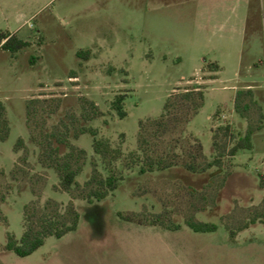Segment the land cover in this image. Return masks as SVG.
<instances>
[{"label": "rangeland", "instance_id": "rangeland-1", "mask_svg": "<svg viewBox=\"0 0 264 264\" xmlns=\"http://www.w3.org/2000/svg\"><path fill=\"white\" fill-rule=\"evenodd\" d=\"M246 14L238 0H0V32L28 42L15 53L0 48L8 126L0 139V189L12 187L2 205L0 264H264V22L245 35ZM246 85L254 89L241 99L242 117L234 97ZM194 86L204 95L192 114V103H179L178 95ZM169 97L171 120L159 125ZM31 99L39 102L29 127ZM54 125H66L70 135L84 127L101 142L104 158L90 133L71 139L87 154L80 184L94 169L122 180L99 202L73 198L77 229L47 237L21 258L5 244L6 232H23L24 205L34 195L41 203L70 200L56 174L38 164V141ZM224 125L232 139L222 135ZM249 127L251 149L225 155L218 169H185L212 159L214 135L229 149ZM3 129L0 123V135ZM18 138L25 145L16 152ZM156 157L175 165L139 173ZM17 163L22 173L13 182L8 174ZM157 214L180 228L153 225ZM190 219L217 228L195 232Z\"/></svg>", "mask_w": 264, "mask_h": 264}, {"label": "trees", "instance_id": "trees-1", "mask_svg": "<svg viewBox=\"0 0 264 264\" xmlns=\"http://www.w3.org/2000/svg\"><path fill=\"white\" fill-rule=\"evenodd\" d=\"M28 45V42L18 38L15 34L9 32H0V48L8 50L12 53L18 52ZM77 55L80 57L86 56L83 51H78ZM218 68V65H214ZM198 89V90H197ZM253 89L251 85H246L238 89L234 97V107L238 112L241 113L242 117H245L239 110V104L244 95H252ZM204 92L199 89L198 86H194L192 89L187 90L180 95V102L192 103V114L196 113L203 103ZM198 100L199 103H198ZM39 102V99H31L26 103V120L27 125L31 127V121L33 120V105ZM178 103V102H177ZM173 102L170 97L166 100L163 112L156 123L164 125L167 120H171L169 109L173 106ZM114 107L120 111L121 106L115 103ZM120 115H125V112L120 111ZM172 116V115H171ZM263 116V115H262ZM182 121H187V116H183ZM169 120V121H170ZM155 122V120L153 121ZM188 122V121H187ZM0 123L3 124V133L0 135V139L4 140L8 134V126L5 119V107L0 103ZM63 127V126H62ZM61 129L59 125H54L51 130L42 134L43 139L38 141V147L40 149L38 164L44 169L52 170L58 179L59 187L61 191L69 194L70 200L66 203L58 202L52 198H47L44 202H40L37 196L34 195V199L30 200L23 207V232L19 238H16L12 233L6 232V244L5 249L13 252L18 257H26L33 253L36 249L44 244L47 237L53 236L60 238L66 233L77 229L79 221V212L76 209L72 199L78 198L85 200L87 203L92 204L99 202L107 197L110 193L114 192L118 186L121 177L116 176L111 170H108V174L103 177L97 173L96 169L93 170L91 176L83 183L80 184L77 180V176L82 172L83 166L87 159L86 151L83 148L77 147L71 142V139L77 140L78 137L83 133H90L93 137V149L96 154L104 158V154L101 151V142L95 139V132L89 131L82 127L78 131H73L70 135L69 129L66 125ZM222 130V135L228 139H232L233 135L231 132L230 125H224L219 127ZM254 133L251 127L247 128L245 134L242 137L236 139L229 149L226 146L222 148L218 147L216 136L212 139V159L207 161L204 165L197 167L194 163L185 164L184 167L192 173H203L211 168H221L222 158L225 155L235 156L238 151L252 148V134ZM29 138L35 141V136L30 133ZM225 142V141H224ZM24 139L18 138L15 144L14 150L17 152L24 148ZM199 148L202 149V145L198 144ZM219 148V149H217ZM23 162L24 159H22ZM175 165L161 157L148 158L144 166L139 168V173L154 172L166 170ZM16 167L9 172L10 179L15 182L18 174L22 173V167L17 163ZM6 173L3 169H0V178H5ZM261 184L264 182V175L259 174ZM12 188V187H11ZM10 186L7 188L0 189V222L6 223V216L3 213L2 205L6 201V197L10 194ZM21 190V188H18ZM119 216L123 217L121 213ZM155 220L152 222L153 225L160 226L168 230H178L180 225H173L172 223L165 225L157 215H154ZM131 220V219H130ZM186 225L195 232H212L216 230V225L209 222H202L198 220H187Z\"/></svg>", "mask_w": 264, "mask_h": 264}, {"label": "crops", "instance_id": "crops-1", "mask_svg": "<svg viewBox=\"0 0 264 264\" xmlns=\"http://www.w3.org/2000/svg\"><path fill=\"white\" fill-rule=\"evenodd\" d=\"M196 1L200 4L206 2V0H196ZM212 1H218V0H212ZM238 2L245 3L247 7V14L245 17V24H244L245 26L244 34L246 35L249 32V29L257 27L258 25L262 24V22H264V0H238Z\"/></svg>", "mask_w": 264, "mask_h": 264}]
</instances>
